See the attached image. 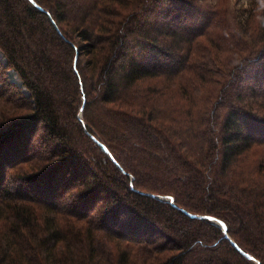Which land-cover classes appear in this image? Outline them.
<instances>
[{
	"label": "trees",
	"instance_id": "obj_1",
	"mask_svg": "<svg viewBox=\"0 0 264 264\" xmlns=\"http://www.w3.org/2000/svg\"><path fill=\"white\" fill-rule=\"evenodd\" d=\"M201 1L0 0V264H264V5Z\"/></svg>",
	"mask_w": 264,
	"mask_h": 264
},
{
	"label": "rangeland",
	"instance_id": "obj_2",
	"mask_svg": "<svg viewBox=\"0 0 264 264\" xmlns=\"http://www.w3.org/2000/svg\"><path fill=\"white\" fill-rule=\"evenodd\" d=\"M256 1H257L255 4L256 8H259V5H262V6L264 5V0H256ZM201 2L205 6L210 7L211 5H213L216 2V0H203ZM253 4H254V0H230V8L234 12L235 16L239 15L238 19L243 18L245 16L244 9L248 8L249 6H251ZM0 61H3L1 52H0ZM7 74L9 76L10 80H12L13 82H15L17 84H20V79H19L17 73L13 69L9 68L7 70ZM245 82H248V79L243 81V83H245ZM239 83H241V82H239ZM84 148L87 149L88 151H94L91 144H89V145L86 144L84 146ZM163 199H165V197H163Z\"/></svg>",
	"mask_w": 264,
	"mask_h": 264
},
{
	"label": "water",
	"instance_id": "obj_3",
	"mask_svg": "<svg viewBox=\"0 0 264 264\" xmlns=\"http://www.w3.org/2000/svg\"><path fill=\"white\" fill-rule=\"evenodd\" d=\"M83 101H84V97H83ZM102 146H103V145H102ZM103 147H104V146H103ZM106 150H107V149H106ZM107 152H108V151H107ZM157 197L162 198V196H157ZM169 199L171 200V202H173V198H172V197H169ZM191 216H196V217H202V218H208V219H210L212 222H214L215 224L219 225V226L222 228V230H223L224 236H226L227 238H229V235H228V233H227L226 225H225V223H224L222 220H220V219H218V218H216V217H213V216H209V215H191ZM231 241H232V240H231ZM232 243L234 244L233 241H232ZM235 246H236V245H235ZM236 247H237V246H236ZM237 248H238V247H237ZM238 250H239L244 256L253 259L252 256H251L250 254L244 252V251L241 250L240 248H238ZM257 264H259V262H257Z\"/></svg>",
	"mask_w": 264,
	"mask_h": 264
}]
</instances>
